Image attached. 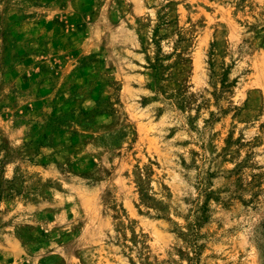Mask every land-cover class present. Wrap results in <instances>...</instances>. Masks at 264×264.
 I'll return each instance as SVG.
<instances>
[{"label":"rangeland","instance_id":"1","mask_svg":"<svg viewBox=\"0 0 264 264\" xmlns=\"http://www.w3.org/2000/svg\"><path fill=\"white\" fill-rule=\"evenodd\" d=\"M263 222L264 0H0V264H264Z\"/></svg>","mask_w":264,"mask_h":264},{"label":"trees","instance_id":"2","mask_svg":"<svg viewBox=\"0 0 264 264\" xmlns=\"http://www.w3.org/2000/svg\"><path fill=\"white\" fill-rule=\"evenodd\" d=\"M150 176V174H149V172L148 171H141V174H140V182H145V181H147V180H149V177ZM208 209L205 207L204 208V211H203V215H204V213L207 211ZM203 218V216L200 218V219H202ZM200 223L199 222H197V223H195L194 224V226L190 229V233L189 234H187V237H188V240H190L193 244H194V247H195V252H196V254L198 255L199 253H200V249H201V246L197 243V239H198V232H197V229H198V225H199ZM263 230H264V222H263ZM198 262V261H197ZM192 264H193V262H192ZM199 264V263H198Z\"/></svg>","mask_w":264,"mask_h":264}]
</instances>
